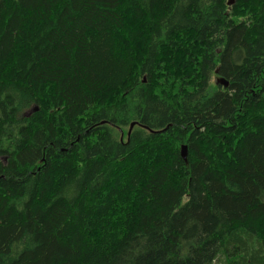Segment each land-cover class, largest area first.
Segmentation results:
<instances>
[{
    "label": "trees",
    "instance_id": "obj_1",
    "mask_svg": "<svg viewBox=\"0 0 264 264\" xmlns=\"http://www.w3.org/2000/svg\"><path fill=\"white\" fill-rule=\"evenodd\" d=\"M218 262L264 264V0H0V264Z\"/></svg>",
    "mask_w": 264,
    "mask_h": 264
},
{
    "label": "water",
    "instance_id": "obj_2",
    "mask_svg": "<svg viewBox=\"0 0 264 264\" xmlns=\"http://www.w3.org/2000/svg\"><path fill=\"white\" fill-rule=\"evenodd\" d=\"M228 1H229L228 4L231 5V4L234 3L235 0H228ZM217 82L223 84L224 86H228L229 85V82L227 80H225L223 77L222 78H218ZM134 125H135L134 123L131 124L130 129L128 131V135H130V131L132 130ZM181 155L183 156V158L185 160L187 159L188 147L185 144L182 145Z\"/></svg>",
    "mask_w": 264,
    "mask_h": 264
},
{
    "label": "rangeland",
    "instance_id": "obj_3",
    "mask_svg": "<svg viewBox=\"0 0 264 264\" xmlns=\"http://www.w3.org/2000/svg\"><path fill=\"white\" fill-rule=\"evenodd\" d=\"M227 1H228V0H227ZM228 2H229V1H228ZM234 3H235V1H234ZM234 3H233V4H234ZM233 4H231V5H233ZM231 5H230V6H231ZM213 81L216 83V77H214ZM30 110H31V109L26 110V111L29 112ZM123 135H124V134L122 133V136H123ZM218 264H225V262H222V263H219V262H218Z\"/></svg>",
    "mask_w": 264,
    "mask_h": 264
}]
</instances>
